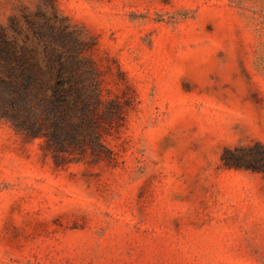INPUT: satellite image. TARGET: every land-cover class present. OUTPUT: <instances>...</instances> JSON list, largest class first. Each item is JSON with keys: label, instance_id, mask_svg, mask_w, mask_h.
<instances>
[{"label": "rangeland", "instance_id": "374dc122", "mask_svg": "<svg viewBox=\"0 0 264 264\" xmlns=\"http://www.w3.org/2000/svg\"><path fill=\"white\" fill-rule=\"evenodd\" d=\"M97 76L109 154L0 119V264H264V0H53ZM41 0H0L26 29Z\"/></svg>", "mask_w": 264, "mask_h": 264}, {"label": "trees", "instance_id": "16d2710c", "mask_svg": "<svg viewBox=\"0 0 264 264\" xmlns=\"http://www.w3.org/2000/svg\"><path fill=\"white\" fill-rule=\"evenodd\" d=\"M0 26V119L22 136L43 138L56 163L67 154H109L98 132L101 103L92 62L83 56L76 27L59 15L53 0ZM227 148L226 169H264V146Z\"/></svg>", "mask_w": 264, "mask_h": 264}]
</instances>
